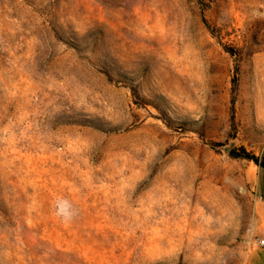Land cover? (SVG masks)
<instances>
[{
	"label": "rangeland",
	"instance_id": "obj_1",
	"mask_svg": "<svg viewBox=\"0 0 264 264\" xmlns=\"http://www.w3.org/2000/svg\"><path fill=\"white\" fill-rule=\"evenodd\" d=\"M263 193L264 0H0V264H244Z\"/></svg>",
	"mask_w": 264,
	"mask_h": 264
},
{
	"label": "crops",
	"instance_id": "obj_2",
	"mask_svg": "<svg viewBox=\"0 0 264 264\" xmlns=\"http://www.w3.org/2000/svg\"><path fill=\"white\" fill-rule=\"evenodd\" d=\"M264 194V193H263ZM258 238H264V226ZM255 238L246 254L244 264H264V244H258Z\"/></svg>",
	"mask_w": 264,
	"mask_h": 264
},
{
	"label": "clouds",
	"instance_id": "obj_3",
	"mask_svg": "<svg viewBox=\"0 0 264 264\" xmlns=\"http://www.w3.org/2000/svg\"><path fill=\"white\" fill-rule=\"evenodd\" d=\"M77 214V210L68 199L61 197L55 201V215L63 222H71Z\"/></svg>",
	"mask_w": 264,
	"mask_h": 264
},
{
	"label": "built area",
	"instance_id": "obj_4",
	"mask_svg": "<svg viewBox=\"0 0 264 264\" xmlns=\"http://www.w3.org/2000/svg\"><path fill=\"white\" fill-rule=\"evenodd\" d=\"M256 241L258 244H264V238H257Z\"/></svg>",
	"mask_w": 264,
	"mask_h": 264
}]
</instances>
